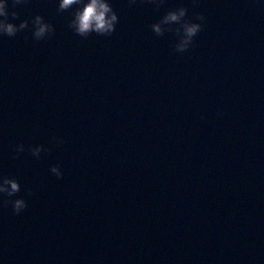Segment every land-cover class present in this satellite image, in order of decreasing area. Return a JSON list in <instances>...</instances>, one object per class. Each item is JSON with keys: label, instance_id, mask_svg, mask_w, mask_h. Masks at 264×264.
Returning a JSON list of instances; mask_svg holds the SVG:
<instances>
[{"label": "water", "instance_id": "water-1", "mask_svg": "<svg viewBox=\"0 0 264 264\" xmlns=\"http://www.w3.org/2000/svg\"><path fill=\"white\" fill-rule=\"evenodd\" d=\"M109 3L110 37L58 0L16 9L51 39L0 37V177L27 203H0V264H264V0ZM181 5L205 21L178 53L150 25Z\"/></svg>", "mask_w": 264, "mask_h": 264}, {"label": "clouds", "instance_id": "clouds-1", "mask_svg": "<svg viewBox=\"0 0 264 264\" xmlns=\"http://www.w3.org/2000/svg\"><path fill=\"white\" fill-rule=\"evenodd\" d=\"M136 0H129V5ZM155 5L157 11L163 6L166 0H148ZM28 3V0H0V37L7 36L14 38L20 32H31L34 41L51 39L55 34V27L45 21L44 17L37 14L30 21L20 20V14L16 10L18 6ZM196 0H193L195 6ZM11 9V10H10ZM72 11V18L68 28L81 38H88L95 33L98 36L110 37L119 23L116 12L111 7L109 0H58L57 12L63 13ZM188 9L183 5L167 11L160 20L150 25L153 33L160 37L165 33H172L178 39L174 45V51L183 53L189 50L194 43V38L203 30L205 17L201 13H195L194 19L199 23L186 19ZM20 20L14 23L13 21ZM57 145L64 143L62 138H54ZM43 145H37L30 149L31 154L39 158L42 151H48ZM24 151V145L16 148L17 154ZM50 172L57 178H62L63 173L58 166H52ZM21 191L20 184L14 178L0 177V196L6 197L0 201L4 206L12 205V210L19 215L27 207L23 198L12 200L11 198ZM31 195V192L28 193Z\"/></svg>", "mask_w": 264, "mask_h": 264}]
</instances>
